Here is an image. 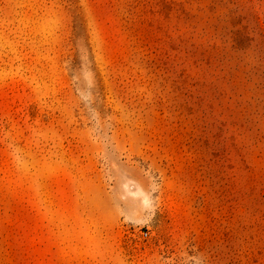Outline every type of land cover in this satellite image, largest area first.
<instances>
[{
    "label": "rangeland",
    "instance_id": "rangeland-1",
    "mask_svg": "<svg viewBox=\"0 0 264 264\" xmlns=\"http://www.w3.org/2000/svg\"><path fill=\"white\" fill-rule=\"evenodd\" d=\"M0 264H264V0H0Z\"/></svg>",
    "mask_w": 264,
    "mask_h": 264
}]
</instances>
